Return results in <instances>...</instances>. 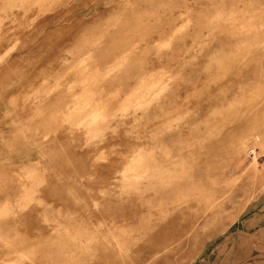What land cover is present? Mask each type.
<instances>
[{
  "label": "rangeland",
  "instance_id": "374dc122",
  "mask_svg": "<svg viewBox=\"0 0 264 264\" xmlns=\"http://www.w3.org/2000/svg\"><path fill=\"white\" fill-rule=\"evenodd\" d=\"M0 264H264V0H0Z\"/></svg>",
  "mask_w": 264,
  "mask_h": 264
}]
</instances>
